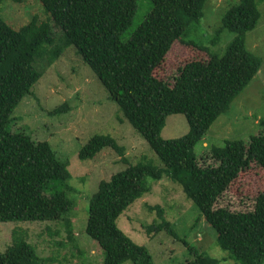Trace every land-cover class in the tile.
<instances>
[{
  "label": "trees",
  "instance_id": "16d2710c",
  "mask_svg": "<svg viewBox=\"0 0 264 264\" xmlns=\"http://www.w3.org/2000/svg\"><path fill=\"white\" fill-rule=\"evenodd\" d=\"M39 1L93 70L109 99L164 165L145 160L129 164L125 147L111 135H95L82 147L81 160L94 159L110 148L128 164L110 180L101 181L90 199L86 233L102 249L101 264H156L147 248L121 230L117 220L151 192L149 180L157 182L164 176L180 185L200 209L216 230L221 249L240 264H264V190L253 210L216 207L242 171L252 163L264 168V132L249 142L231 140L223 147H213L210 159L214 164H201L195 153L197 144L262 66V59L246 46V33L257 27L264 0H240L233 5L215 35L216 41L224 31L236 34L226 51L210 52L207 60L186 63L172 84L159 79L155 71L175 42L191 35L209 0H150L151 12L127 42L120 36L131 25L138 0ZM36 29V17L20 29L0 17V222L64 221L71 237L73 228L66 218L75 208V201L68 196L74 190L69 183L70 161L59 159L48 142L8 129L15 108L42 77L35 66L40 48L53 43L47 24L37 33ZM65 108L66 104L51 114ZM172 114L185 115L189 132L177 139H164L161 134ZM260 125L264 128V119ZM151 209L158 210L161 222L149 231H165L186 245L194 255L187 264H220L219 259L179 238L160 206ZM40 261L36 248L20 236L0 253V264Z\"/></svg>",
  "mask_w": 264,
  "mask_h": 264
},
{
  "label": "rangeland",
  "instance_id": "374dc122",
  "mask_svg": "<svg viewBox=\"0 0 264 264\" xmlns=\"http://www.w3.org/2000/svg\"><path fill=\"white\" fill-rule=\"evenodd\" d=\"M240 0H209L204 16L191 35L176 41L155 75L172 84L179 69L192 60H207L210 52L223 54L236 34L224 31L215 41L224 14ZM150 0H138L131 25L121 34L127 42L152 10ZM261 19L257 27L246 33V46L262 59V66L253 80L234 99L229 110L211 126L195 147L201 164H214L210 159L213 147H223L226 141L249 142L252 136L264 132V1L260 4ZM0 17L10 26L20 29L34 17L38 21L36 33L47 24L53 43L44 44L35 63L42 77L15 108L8 124L11 132H24L35 141H46L57 157L69 160V181L73 191L68 196L75 208L66 217L71 222L70 237L64 221L0 222V253L12 244L15 236L26 239L36 248L39 264H101V247L86 233L90 199L103 180L125 170L128 164L114 150L103 149L94 159L81 160L79 152L95 135H111L125 147L129 164L141 160L163 167V163L147 141L124 117L118 105L109 99L108 92L93 70L77 54L75 48L45 12L39 0H2ZM33 36V35H32ZM32 38V37H31ZM67 105L68 109L51 114ZM64 109V108H63ZM189 132L183 114L167 117L162 131L164 139H177ZM204 158V159H203ZM152 184L150 193L132 204L117 220V224L135 243L147 248L156 264H187L194 258L186 245L165 231L149 228L161 222L160 206L179 238L220 260V264H240L221 249L216 230L206 222L200 209L190 201L180 185L167 176ZM264 190V168L252 163L242 171L219 198L216 207L232 211L253 210L257 196ZM124 264H134L127 261Z\"/></svg>",
  "mask_w": 264,
  "mask_h": 264
}]
</instances>
